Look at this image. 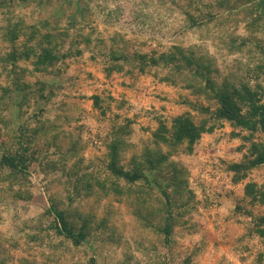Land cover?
I'll return each instance as SVG.
<instances>
[{"label": "rangeland", "instance_id": "obj_1", "mask_svg": "<svg viewBox=\"0 0 264 264\" xmlns=\"http://www.w3.org/2000/svg\"><path fill=\"white\" fill-rule=\"evenodd\" d=\"M2 2L0 0V48L9 47L3 39L8 24L22 19L32 23L47 18L50 24L44 29H69L70 35L63 50L71 43L82 41L80 31L88 32L94 27V36L109 38L115 31L124 33L130 39L131 51L151 47L162 50L172 43L197 44L208 49L217 59L222 74L232 69L244 77L246 68H252L259 59L257 53L251 56L239 52L224 54V39L215 41L198 28L189 27L186 9L193 8L186 5L188 0H47L44 7L19 0L12 11L3 8ZM251 3L248 0H195V5L204 12L212 10L216 14L209 27L221 32L222 38L227 31L238 37L249 34L245 24L251 18ZM85 4L92 8L91 26L81 30L79 24L73 23L83 18L81 9ZM235 4L237 6L233 7ZM261 23L264 32V20ZM262 34H258L259 38ZM22 40L23 36L18 42ZM90 55L91 51L86 49L82 56L68 58L66 64L59 62L51 71L36 73H32L30 64L18 61L25 68L26 81L37 88L38 80L57 86L55 94L48 101L31 97L28 104L21 106L18 101L22 93L15 90L4 104H0V144L5 143L6 148L16 146L17 130L26 120L31 119L28 122L31 128L42 121L47 124L50 121L63 130L56 145L49 146L47 142L52 134L35 143L34 148L42 151L37 154L39 160L30 166V175L24 186L4 179L5 173L0 172V240L19 237L18 245L11 246L9 256L23 259L26 264H91V258H94V264H123L127 257L131 264L138 261L140 264H163V261L179 264L185 254H190V264H258L257 255L261 250L258 237H242L252 227L251 217L239 213L236 208L237 204L252 207L243 200L244 185L250 180L264 182V164L253 169L245 181L233 182L232 172L225 165L242 159L246 148L239 149L243 141L231 136L233 128L227 122L213 133H205L193 154L180 153L175 157L190 171V185L196 195L191 204L197 209L182 216L175 225L171 247H153L150 240L156 242L154 234L145 235L133 228L134 221L125 204L109 197L101 201L99 211L105 215L108 211L118 210L115 219L119 229L113 237L120 238V241L110 238V228L108 232H94L78 246L65 236L57 235L53 228L42 232L43 240L27 241L26 233L34 229L38 220H42L45 227L54 219L44 213L52 200L62 207L72 204L70 209L80 206L81 194L75 193L72 180L69 182L67 176L74 160L59 162L56 167L50 165L51 160L59 159L62 151L77 142L78 147H84L85 168H95L107 154L105 141L114 124L133 118L129 141L140 150L151 142V132L157 127L158 118L170 123L175 115L188 109L180 102L190 95L188 90L143 74L134 76L114 72L108 77L104 74L103 64ZM2 64L0 61V67ZM9 75L0 70V95L2 87L13 76ZM94 95L101 98L99 106L94 104ZM110 96L115 99L111 100ZM121 100L126 103L119 108ZM34 112L41 120L31 116ZM19 190L23 194H18ZM71 195L74 197L70 198ZM110 201L114 207L110 206ZM252 208L258 213L264 211V205ZM141 237H145V245L140 244ZM5 245L8 246V242ZM141 246L152 249L147 255V249Z\"/></svg>", "mask_w": 264, "mask_h": 264}, {"label": "trees", "instance_id": "obj_2", "mask_svg": "<svg viewBox=\"0 0 264 264\" xmlns=\"http://www.w3.org/2000/svg\"><path fill=\"white\" fill-rule=\"evenodd\" d=\"M18 1L3 0L2 6L12 11ZM23 1L26 4L35 2L44 7L47 0ZM248 1L252 2L251 18L245 24L249 34L238 37L227 31L225 38H222L224 35L221 32L209 27L216 17L212 10L204 12L195 5V0L186 2V5L193 8L186 9L189 27L198 28L215 41L224 39V54H259L253 67L246 68L244 77L238 76L232 69L222 74L217 59L208 49L197 44L172 43L162 50L151 47L149 50L131 51L130 39L124 33L115 31L109 38L94 36L95 28L92 27L91 31H80L83 42L71 43L63 50L70 35L69 29H44V26L49 27L50 24L47 18L32 23L22 19L8 24L3 39L9 43V47L0 48V61L3 63L0 70L13 76L9 75L11 79L2 87L0 104H4L15 90L22 93L18 101L21 106L28 104L31 97L48 101L55 94L57 86L38 80L37 88L26 81L25 68L18 61L30 64L32 73L51 71L57 64H66L70 57L82 56L86 49L91 51L92 59L103 64L104 74L108 77L114 72L134 76L149 75L161 83L180 87L190 93L180 101L188 109L175 115L170 123L164 118H158L157 127L151 132V142L140 150H136L129 141L134 119L126 118L122 124H114L108 133L105 141L107 154L95 168H85L84 147H78L77 142L72 143L65 152L62 151L59 159L51 160L52 167L58 166L59 162L74 160L67 176L69 182L72 180L75 193L81 194L80 206L70 209L72 204L62 207L52 200L44 213L54 219L45 227L42 220H38L33 225L34 229L26 233L27 241L43 240L42 232L50 228L57 235L65 236L75 246L81 245L94 232H108L109 228L112 232L110 238L115 239L113 235L119 229L115 219L118 210L108 211L105 215H101L99 211L101 201L109 197L125 204L134 221L133 228L145 235L154 234L156 242L150 240L151 244L154 243L153 247H171L175 239V225L182 216L197 209L195 204H191L196 195L190 185V171L175 157L180 153L193 154L196 144L205 133H213L226 122L233 128L231 136L240 137L243 141L239 149L246 148L242 159L225 165L232 172L233 182L245 181L253 169L264 164V78H261L264 73V32L261 23L264 20V0ZM81 10L83 18L76 19L73 25L79 24L82 30L83 27L91 26L92 8L85 4ZM260 32L263 33L262 38L258 36ZM21 36L23 40L19 43ZM110 99L115 98L110 96ZM100 100L99 95H94L96 106L100 105ZM125 103L124 100L119 101L118 107H123ZM31 116L39 119L37 112ZM30 120L19 126L16 146L6 148L5 143L0 144V172L5 173L4 179H11V183H22L21 186L28 180L30 166L35 160H39L37 154L42 151L41 148H34L35 143L52 134L47 142L49 146L56 145V140L63 131L61 126L50 121L49 124L42 121L31 128L28 123ZM1 122L5 123V120ZM1 131L2 128L0 135ZM18 194H23L22 190ZM243 200L252 207L264 205V182L247 181ZM110 206L114 207L111 201ZM252 207L237 204L236 210L251 217L252 227L242 237H258L261 244L257 255L258 264H264V211L258 213ZM18 238L0 240V264H26L23 259L9 256L11 246L18 245ZM115 240L120 241V238ZM5 242H8V246ZM145 243V237H141L140 244ZM142 247L147 249V255L150 253L149 249H152ZM129 260L128 257L125 258L123 264H131ZM191 262L192 256L185 254L179 264ZM90 263H95L94 258H91ZM137 264H140L139 261ZM163 264L167 263L163 261Z\"/></svg>", "mask_w": 264, "mask_h": 264}]
</instances>
